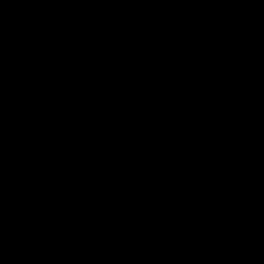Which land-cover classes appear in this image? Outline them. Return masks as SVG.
I'll return each mask as SVG.
<instances>
[{
  "label": "water",
  "instance_id": "water-1",
  "mask_svg": "<svg viewBox=\"0 0 264 264\" xmlns=\"http://www.w3.org/2000/svg\"><path fill=\"white\" fill-rule=\"evenodd\" d=\"M0 264H264V0H0Z\"/></svg>",
  "mask_w": 264,
  "mask_h": 264
}]
</instances>
